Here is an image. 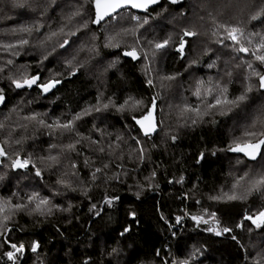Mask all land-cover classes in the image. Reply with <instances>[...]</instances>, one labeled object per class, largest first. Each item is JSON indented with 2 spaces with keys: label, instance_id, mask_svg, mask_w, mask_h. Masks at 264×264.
I'll use <instances>...</instances> for the list:
<instances>
[{
  "label": "trees",
  "instance_id": "trees-1",
  "mask_svg": "<svg viewBox=\"0 0 264 264\" xmlns=\"http://www.w3.org/2000/svg\"><path fill=\"white\" fill-rule=\"evenodd\" d=\"M28 2L31 8L16 7V0H0V45L16 43L20 35L30 40L19 55L0 48V68H3L0 89L4 95L0 122L5 124L0 130V144L11 159L18 154L30 161L27 168L16 169L11 167V159L0 157L3 161L0 203H28V197L38 193L39 197L48 198L50 204L45 206V215L33 211L37 201L24 211H11L6 206L0 212V221L4 215H10L6 228L0 227L3 240L25 246L16 264H173L184 260L190 264H264V227L257 228L245 220L246 215L264 210V194L252 192L244 199L232 201L209 199L222 191L230 192L233 178L246 170L245 165L257 164L247 160L245 164H237L238 158L245 159L242 154L220 149L240 136L260 114L264 92L254 90L247 104L227 116L218 113L205 116L196 124L185 117L173 119L169 130L165 122L150 137L144 136L132 119L140 117L152 98L158 97V121H161V107L168 105L167 89L173 85L179 87L185 104H199L203 110L204 104L193 94L198 82L204 81L200 86L204 95L205 89L211 87L210 79L212 84L227 81L225 62L232 71L229 98L239 95L248 70L236 67L239 61L233 59L236 54L231 49L213 43L212 17L219 22L239 21L247 32H264V23L248 21L253 5L259 0H183L178 4L160 0L149 8L150 16L132 8L122 9L118 21L102 22L98 26L90 23L88 30L78 33L80 39L71 49L65 51L57 46V51L43 63L40 61L56 38L41 48L37 46L38 40L43 39L41 34L28 37L15 30L37 21L45 25L43 33L58 30L79 8L82 15L73 17L69 25L75 30L93 17L94 12L88 0H57V6L41 17L36 0ZM40 2L47 7V0ZM132 16L149 19L139 29L142 43L169 35L173 43L160 50L155 58L149 53V59L145 60L141 54L137 61L122 55L126 44L133 42L131 36L121 41L120 48L104 47L106 38L121 27L136 26ZM192 21L200 35L186 38L189 43L181 58L176 50L179 36ZM82 45L84 51L80 50ZM92 47L95 51H87ZM206 50L210 51L204 55ZM73 56L76 60L72 70L83 64L75 75L70 74L66 63ZM9 59L12 64H7ZM193 59L199 63L189 67ZM213 60L216 67L209 68ZM114 61L115 67H109ZM146 64L150 67L148 72H145ZM35 74L41 80L56 77L62 82L48 93L35 86L16 89L11 82ZM168 76L176 79H165ZM149 79L153 81L151 86L147 83ZM129 97L143 100L144 106L133 109L130 101L125 111L111 105L103 109L110 99L119 105ZM207 99L211 101L210 96ZM97 106L101 111L93 110L76 121L75 131L71 133L50 130L38 123L40 119L46 123L66 122L84 109ZM36 114L37 120L25 119ZM70 143L76 144L75 151L66 149ZM141 145L143 159L139 152ZM49 155L57 156L58 163L47 160ZM33 165L41 170L42 178L35 175ZM96 168L102 171L93 180ZM60 179L71 187L58 184ZM241 192L242 189H237L238 194ZM47 207L52 208L51 213H47ZM206 212L215 213L219 227L231 231L219 236L207 231L215 224ZM192 216H203L209 223L198 224ZM177 217H181L180 223ZM242 222L243 226L239 227ZM33 243L39 245L36 252L31 250ZM10 250L8 244L0 245V254ZM196 250L199 251L193 259ZM0 264L13 262L0 256Z\"/></svg>",
  "mask_w": 264,
  "mask_h": 264
},
{
  "label": "snow or ice",
  "instance_id": "snow-or-ice-1",
  "mask_svg": "<svg viewBox=\"0 0 264 264\" xmlns=\"http://www.w3.org/2000/svg\"><path fill=\"white\" fill-rule=\"evenodd\" d=\"M171 4L182 3L183 0H169ZM88 3L92 5V11L94 12V16L89 20L83 21L75 30L69 28L73 17L81 16L82 12L79 8L76 11L67 17V23L63 26L59 27L58 30L52 31L49 30L47 33H43L42 29H44L45 25L40 23L39 21L34 22L30 25L21 26L19 29L15 30L16 33L19 34H27L28 37H32L33 33H39L43 36V39L38 40V45L41 48H45L49 42H52L55 39V43L52 44L51 50L47 51V54L43 56V60L40 63H43L44 60H48L49 56L53 55L57 51V46L60 49H64L68 51L71 49L73 45L77 43L80 39L78 33L83 30L89 29V24L101 25L104 23H112V21H118L120 17L121 9H140L145 13H149V8L153 5H157L160 3V0H88ZM16 7L19 8H31L32 5L29 4L28 0H16ZM57 6V0H47V7H43L40 0H36V9H39L40 16L43 17L47 14L49 8H55ZM153 11L155 9L153 8ZM132 20H135L136 26L134 27H121L118 31H116L113 35H109L106 38V43L104 47L106 48H120L121 41L125 40L126 37H132V44L123 48L122 55L125 57H130L133 60L141 59V54L145 60L149 59V53H151V57L155 58L157 53L160 50H163L170 46L173 43V37L169 35L167 38L162 40H145L141 41L142 34H139V29L144 28L145 25L149 23V19L147 17L141 18L139 16H132ZM200 19H203L201 17ZM248 21H261L264 23V0H259V3L253 5L252 11L248 16ZM213 30L211 32V36L214 38L213 43L220 45L223 48L231 49L233 53L236 55L233 59L238 60L239 63L236 64L237 68L244 67L248 70V74L245 77L246 83L243 87V90L240 91L239 95H234L229 98V88L228 84L231 82L232 71L228 68V63L225 62V71L224 76L229 79L225 82L217 81L212 84L211 79L209 83L211 87L205 89V94L202 95L201 85L204 84V81H199L196 87L195 92L193 93L201 104H204V109L201 110L199 104L193 106L189 104H185L184 107L180 111V115L185 117L186 120H190L192 124H196L199 121H202L205 116L219 114L222 116H227L236 109H240L242 105L247 104L250 99V93L254 90L257 92H264V32H247L246 26L241 22H219L215 17H212ZM69 28L66 32L65 29ZM200 35V33L196 30V24L194 21L189 23L188 27H185L182 30L181 35L179 36V44L176 48L177 52L181 54V58H183V54L185 51V46L188 45L189 41L186 38L196 37ZM76 37V39H72ZM120 39H117V38ZM93 39H95V34H93ZM30 44V40L25 38L24 35H20L16 43H6L0 45L5 51H12L13 55H19L20 50H22L25 46ZM147 46V50L145 48ZM81 51H84V46H81ZM87 51L93 52L95 51V47L88 48ZM208 51L206 50L203 54L207 55ZM243 54V55H241ZM98 55V53H97ZM245 57H250L251 59H245ZM218 59V58H217ZM76 60V57L73 56L71 60L66 61L67 66L70 70L71 75H75L77 71H79L80 67H83V64L78 65L75 70L73 69V62ZM13 61L9 59L7 64H12ZM115 61L109 64V67H115ZM199 63L198 59H193L189 64V67ZM209 68L216 67V61L213 60L212 63L208 64ZM0 71H3V68H0ZM150 71V67L148 64L145 65V72ZM59 75V74H57ZM253 78H255V82L253 83ZM11 79V78H10ZM167 80H175V76L165 77ZM12 84L15 85L16 89H31L33 86L39 88L42 93H48L52 91V89L56 88L58 84L62 81L59 78L52 77L48 80H41L39 74L32 75L28 77L27 75L21 76L19 79H12ZM147 83L151 86L153 81L149 79ZM211 97V101H208V97ZM158 97H153L150 101V105L147 107L146 111L142 112L140 117L137 118L133 116L132 119L139 125L142 130L144 136L150 137L153 133L157 131L159 125L163 124V121L157 122L155 119V114L157 112V104L156 100ZM4 95L3 90L0 89V103H3ZM130 101H133L132 108L143 107V100H135L132 97H129L120 103L119 105L115 104L111 99L108 103L103 104V109H107L110 105L117 108L118 111H125L129 107ZM93 110L99 112L101 111L100 107L86 108L83 112L75 114L70 120L66 122H61L60 120H56L53 123H46L43 119L38 120V123L50 130H59L62 132H73L75 131L76 124L75 122L82 119L84 116L89 115ZM162 111V110H161ZM37 115H32L25 117L28 120H37ZM5 128V124L0 122V130ZM51 134V132L49 133ZM173 140L176 139L175 136L172 137ZM17 144L20 143L19 140L16 141ZM76 143H80L79 140ZM96 143V141H93ZM136 143L139 145L140 141L137 140ZM53 148L56 145H52ZM69 151H75L76 144H68L65 146ZM221 151H226L229 153L242 154L245 159H237V164H245V160L251 162H257L254 166L253 164H246V170L239 176L233 178V183L230 192H221L220 195L210 196L211 200H237L244 199L247 195L252 192H260L264 194V108L260 110V114L255 116L249 126L245 127L240 136L234 137L227 145L226 148L220 149ZM100 151L103 152L104 149L100 148ZM139 152L141 154V159H143L144 148L141 145L139 148ZM215 155V152L213 153ZM0 157L11 159L8 156V153L5 151V148L2 144H0ZM201 158H203V154H201ZM47 160L51 161L53 164L58 163L57 156L49 155ZM3 161H0L2 163ZM29 159H21L17 154V157L11 159V167L16 169L27 168L29 165ZM87 163V161H85ZM75 165H73V168ZM106 168L107 165H104ZM35 168V175L37 177L42 178V172L39 168ZM101 168H96L92 173V179L95 180L97 178L96 174L101 172ZM155 176V173L152 174ZM2 178V177H0ZM182 182V178H181ZM58 184L63 185L64 187L70 188L71 185L65 181L64 179H60L57 181ZM237 189H242L240 194L237 193ZM75 190V189H73ZM139 196V193H137ZM33 201H37L35 203V208L33 211L39 212L41 215H45V206L50 204V200L48 198L39 197L38 193H34L33 195L28 197V203H16L14 205L11 204L10 201H5L0 203V212H4L6 206H10L11 211L19 212L28 209V205L33 203ZM109 204L111 201H107ZM95 207V206H93ZM52 208L47 207V213H51ZM210 216L211 221L215 224V227H209L206 230L209 232H214L216 235H222L224 233H228L231 231L230 228L219 227V221L216 220L215 213H205ZM194 221L199 223L208 224L209 220L204 219L203 216H192ZM10 219V215H4L3 221H0V227L6 228L5 222ZM181 217H177V223H180ZM245 220L251 221L257 228L264 227V210H260L255 215H246ZM239 227L243 226V222L238 225ZM128 229H125V232ZM123 235V233H122ZM3 233H0V245L8 244L11 248L10 251L3 252L0 254L2 257H6L8 261H12L13 264H16L18 260V254H22L24 251V245L16 243H10L9 241L3 240ZM235 239V237H233ZM39 247L38 244L33 243L31 246V250L33 252L37 251ZM196 250L192 254V258L194 259L196 256ZM173 264H190L189 260H184L180 262H173Z\"/></svg>",
  "mask_w": 264,
  "mask_h": 264
},
{
  "label": "rangeland",
  "instance_id": "rangeland-1",
  "mask_svg": "<svg viewBox=\"0 0 264 264\" xmlns=\"http://www.w3.org/2000/svg\"><path fill=\"white\" fill-rule=\"evenodd\" d=\"M155 70V69H154ZM154 70H153V72H154ZM157 74V73H156ZM245 83H246V81H244L243 82V85H242V88L245 86ZM176 84H178V83H176ZM175 84V85H176ZM172 87V89H170V87L167 89V90H169V91H167V93H169L170 94V100H168V99H166V104H168V105H166L165 106V108H163V107H161V115H162V120H163V123L165 124V122H166V128L169 130V128H170V124H171V122L173 121V119L175 120V119H177V118H181L182 116L180 115V111H181V109L184 107V104H185V102L183 101L184 99V96L183 95H181V92L179 91V87H174V85L173 86H171ZM172 90V91H171ZM163 94V93H162ZM160 97H161V95H160ZM262 108H264V107H262ZM261 108V109H262ZM177 113V114H176ZM172 114L174 115H176V117H173L172 116ZM168 119H172V120H170V122H167V121H169ZM183 124H181V126H182ZM250 125V124H249ZM184 126V125H183ZM169 133H171L170 131H168ZM173 134V133H172Z\"/></svg>",
  "mask_w": 264,
  "mask_h": 264
},
{
  "label": "water",
  "instance_id": "water-1",
  "mask_svg": "<svg viewBox=\"0 0 264 264\" xmlns=\"http://www.w3.org/2000/svg\"><path fill=\"white\" fill-rule=\"evenodd\" d=\"M151 8V7H150ZM122 10V9H121ZM133 10H135V11H138V12H143L142 10H140V9H133ZM96 26H98V25H96ZM126 58H130V57H126ZM130 59H132V58H130ZM133 60V59H132ZM134 61H137V60H134ZM156 104H157V112H156V114H155V119H156V121L157 122H159L158 121V103H157V100H156ZM139 118V117H138ZM135 122V121H134ZM136 123V122H135ZM137 126H138V128L140 129V127H139V125L138 124H136ZM158 128H159V126H158ZM158 128H157V130H158ZM140 131L142 132V130L140 129ZM157 132V131H156ZM155 132V133H156ZM155 133H153V134H155ZM142 134H143V132H142ZM152 134V135H153ZM144 135V134H143Z\"/></svg>",
  "mask_w": 264,
  "mask_h": 264
}]
</instances>
